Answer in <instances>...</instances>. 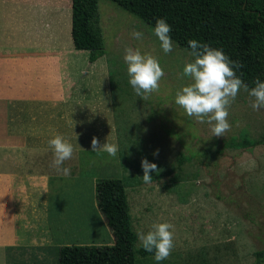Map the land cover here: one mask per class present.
I'll return each instance as SVG.
<instances>
[{
  "label": "rangeland",
  "instance_id": "374dc122",
  "mask_svg": "<svg viewBox=\"0 0 264 264\" xmlns=\"http://www.w3.org/2000/svg\"><path fill=\"white\" fill-rule=\"evenodd\" d=\"M98 14L104 40L102 57L111 77L114 122H101L100 134L68 139L74 152L63 167L71 173L53 191L65 206L59 221L65 228V240L71 245L112 244L104 219L94 209L93 184L98 178L120 179L132 174L139 179L135 181H141L127 189L135 232L147 233L153 224L167 222L174 233V249L168 259L157 262L154 256L138 257L137 264H255L254 252L264 248V142L250 143L264 136V109L253 110L254 98L241 88L229 108L230 131L215 137L212 125L188 117L175 104L177 92L192 82L182 78L185 65L194 62L190 51L173 42V51L165 54L150 26L109 0H99ZM134 30L143 32L142 40L131 36ZM127 48L157 58L164 71L159 91L146 99L137 96L129 83L124 61ZM77 114L74 120H78ZM87 118H92L91 111ZM117 126L135 137V143L126 148V160L118 153L116 157L106 152L92 155L93 137L101 146L118 145ZM181 156L180 170L177 162ZM145 158L157 165V171L150 172L153 179L149 184L142 179ZM138 165L140 171L135 170ZM51 171L59 175L54 167ZM76 178L84 180L78 183ZM139 245L138 240L135 248ZM58 248L0 250V264H57Z\"/></svg>",
  "mask_w": 264,
  "mask_h": 264
},
{
  "label": "crops",
  "instance_id": "0c3cea01",
  "mask_svg": "<svg viewBox=\"0 0 264 264\" xmlns=\"http://www.w3.org/2000/svg\"><path fill=\"white\" fill-rule=\"evenodd\" d=\"M88 57L72 43L71 0H0V250L72 244L53 193L68 177L52 173L48 142L94 136L114 122L108 62L86 71Z\"/></svg>",
  "mask_w": 264,
  "mask_h": 264
},
{
  "label": "trees",
  "instance_id": "16d2710c",
  "mask_svg": "<svg viewBox=\"0 0 264 264\" xmlns=\"http://www.w3.org/2000/svg\"><path fill=\"white\" fill-rule=\"evenodd\" d=\"M153 30L158 18L171 26V39L188 51L189 40L222 50L242 67L236 70L248 89L264 82V0H109ZM99 0H71V38L75 49L87 50L88 66L105 55L98 14ZM110 73V71H109ZM109 82L111 77L109 74ZM74 93V91H73ZM117 126L118 154L126 160V148L135 137ZM128 134V135H127ZM264 142V136L251 142ZM243 144H248L244 140ZM146 159V158H145ZM144 160V159H143ZM184 157L178 159L181 170ZM128 166V165H127ZM130 167H133L130 165ZM140 171V166H136ZM158 177V176H157ZM132 174L123 178H98L94 182L97 211L113 237L112 244L65 245L58 248L57 264H137V258L154 256L139 245L132 226L127 189L141 184ZM255 264H264V248L254 252Z\"/></svg>",
  "mask_w": 264,
  "mask_h": 264
},
{
  "label": "clouds",
  "instance_id": "9594fccd",
  "mask_svg": "<svg viewBox=\"0 0 264 264\" xmlns=\"http://www.w3.org/2000/svg\"><path fill=\"white\" fill-rule=\"evenodd\" d=\"M153 31L163 52L171 53L174 47L170 36L171 26L165 19L158 18ZM143 35V32L136 30L131 33L136 40H142ZM188 46L191 49L189 55L194 58V62L185 65L182 78L188 77L192 82L178 91L175 97V104L181 107L188 117H194L199 123L212 125L213 135L219 138L230 131L231 126L227 120L229 108L241 88L254 98L251 104L253 110L264 109V82L257 80L255 87L249 90L236 75V70L242 65L231 61L222 50L213 49L194 39L188 41ZM124 61L130 77L129 83L137 96L146 99L148 95L159 91V82L164 76V71L157 58L150 54H141L138 48H127ZM48 143L53 152L52 167L58 173L70 175L71 169L63 167V164L72 158L73 145L59 134ZM91 151L98 154L106 152L110 157H116L119 148L115 143H105L101 146L98 139L93 137ZM157 154L158 150L153 153ZM141 167L143 182L151 183L153 177L150 172L157 171V165L144 159ZM171 229L173 225L164 222L153 224L147 233H137L143 250L154 253V260L157 262L168 259L174 249V233Z\"/></svg>",
  "mask_w": 264,
  "mask_h": 264
}]
</instances>
